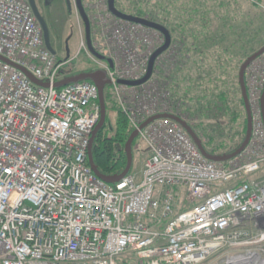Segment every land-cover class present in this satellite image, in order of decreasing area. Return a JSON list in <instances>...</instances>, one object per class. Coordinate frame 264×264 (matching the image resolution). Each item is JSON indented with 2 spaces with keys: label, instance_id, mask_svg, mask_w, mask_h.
Returning a JSON list of instances; mask_svg holds the SVG:
<instances>
[{
  "label": "built area",
  "instance_id": "2783aa9c",
  "mask_svg": "<svg viewBox=\"0 0 264 264\" xmlns=\"http://www.w3.org/2000/svg\"><path fill=\"white\" fill-rule=\"evenodd\" d=\"M91 7L94 47L113 68L91 59L137 131L142 168L114 184L94 175L97 88H53L66 63L45 48L29 0H0V57L10 62L0 61V264H203L220 252L224 264H264V55L245 74L249 143L233 160L213 163L173 121L140 129L174 105L154 78L118 84L144 76L161 36L115 19L107 0ZM18 68L49 87H35Z\"/></svg>",
  "mask_w": 264,
  "mask_h": 264
},
{
  "label": "trees",
  "instance_id": "16d2710c",
  "mask_svg": "<svg viewBox=\"0 0 264 264\" xmlns=\"http://www.w3.org/2000/svg\"><path fill=\"white\" fill-rule=\"evenodd\" d=\"M126 1L115 0L116 9L123 14L159 24L170 33L171 44L158 57L154 74H160L162 79L157 82L171 94L173 114L191 127L208 155L221 157L235 152L246 134V116L238 84L239 69L249 56L264 46V37L258 29L254 33L255 39H249V35L240 31L231 41L221 30L227 27L224 23L227 20L224 17L226 7L221 2L213 5L210 14L208 12L211 25L206 26L205 33H191V30H187V21L181 20L175 24L172 19L160 18L159 14L166 11L159 7L154 8L155 14L153 9L144 12V5L153 0H129L135 13L127 12ZM117 4H121V8ZM201 21L207 25L206 12L200 16ZM94 72L84 69L77 75ZM194 88L198 90L195 97L192 94ZM104 103L105 123L94 138L91 154L98 172L103 176H113L125 168L124 147L132 131L115 104L110 89L106 94L104 88ZM110 109L115 112V119L108 117L107 111ZM135 145L136 141H133L132 160Z\"/></svg>",
  "mask_w": 264,
  "mask_h": 264
},
{
  "label": "rangeland",
  "instance_id": "374dc122",
  "mask_svg": "<svg viewBox=\"0 0 264 264\" xmlns=\"http://www.w3.org/2000/svg\"><path fill=\"white\" fill-rule=\"evenodd\" d=\"M51 1L53 4L52 18L50 21L53 29L51 43L54 46L57 61H65L66 63L61 68L60 73L67 75L79 73L84 69L98 71L94 68L93 64L91 65L85 51L78 52L80 38L84 35V27L76 9L74 8L72 0H70L71 9L69 11L63 0ZM93 1L94 0H84V4L87 5L86 7L88 8L91 5L92 7L90 9H92ZM219 2H221V4L223 3L226 7L224 8V17L227 18V20L224 21L227 27H223L221 30L227 34L231 41L235 40L236 34H239L240 31L249 35V39H255L254 33H256L255 31L258 29V32L264 37V20L260 21V19L264 18V0H153L152 2H149V4L144 5L145 8L143 11L145 12L147 9H151L152 11L153 9L152 12L155 14L156 11H154V8L159 7L162 11H166L159 14L160 18L167 17L172 19L175 24L181 22V20L182 22L187 21L186 27L189 32L191 30V33H205V30H207L206 26L210 27L211 25L207 14L209 11H212L211 9L213 5L218 4ZM119 5L121 4H117V6L121 8ZM125 6L128 13L136 12L133 10V4L129 0L125 2ZM227 6L229 7L227 8ZM203 12L204 14L206 12V18L208 20L207 25L204 21L200 22V16H203ZM89 15L90 19L94 16L91 15V12ZM92 22V33L96 36L95 33L97 32L98 25L95 23L94 19ZM229 27H232L231 30H229ZM254 42L256 44L257 41L254 40ZM212 49L213 47L210 48V50ZM156 77L157 79L154 77V80L160 82L162 79L160 74L156 75ZM108 92L109 86L106 85L105 93L107 94ZM192 94L195 97V95L198 94V90L196 88L192 89ZM107 115L111 119H115L116 117V114L112 109L107 111ZM226 120H228V118H226ZM224 141L227 142L228 139H224ZM144 158L145 150L142 148L137 150L135 145L130 174L139 173ZM176 192L177 190H175V195ZM225 257H227V252H220L208 259L204 264H224Z\"/></svg>",
  "mask_w": 264,
  "mask_h": 264
},
{
  "label": "water",
  "instance_id": "95a60500",
  "mask_svg": "<svg viewBox=\"0 0 264 264\" xmlns=\"http://www.w3.org/2000/svg\"><path fill=\"white\" fill-rule=\"evenodd\" d=\"M64 1H65L66 6H67V9L70 10L71 9L70 0H64ZM29 3H30L34 17L36 18L38 24L40 25V27L42 29L44 45H45L46 49L51 54L54 55L55 52L52 50V48L50 46L49 32H48V28L46 26V23L44 22L43 18L38 13L34 0H29ZM75 4H76L78 14H79V16L83 22V25H84L85 41H86V46H87L88 52L98 60H101V61L106 60L102 55L97 53L92 46L90 23H89V19H88L87 15L85 13V10L83 8L82 0H75ZM107 7H108V11L110 12V14L113 15L115 18L122 20V21H125V22L141 25V26L146 27L148 29L157 31L158 33H160L163 36L164 43L161 47L156 49L152 53V55L150 56V58L148 60L147 70H146L145 75L140 80H137V81H119L118 82L120 85H124V86H128V87H137V86L143 85L150 79L152 72H153V69H154V64H155L156 59L160 55H162L164 52H166L167 49L169 48V46L171 44L170 33L165 27H163L159 24L150 22V21L143 19V18L134 17L131 15L121 13L115 7V0H107ZM262 54H264V46H262L257 52H255L254 54L249 56L242 63V65L239 69L238 84H239V88L241 91V98L243 101L244 110H245V114H246V134H245V138H244V141L241 144V146L232 154L226 155V156H221V157H214V156L208 155L206 153V151L204 150V148L202 147L199 138L194 133V131L191 129V127L185 121H183L182 119H180L179 117L174 116V115L160 114V115L153 116V117L149 118L146 122H144L140 126V129L145 128L148 124L152 123L153 121L160 120V119H168V120L174 121L175 123H177L179 126L182 127V129L191 138V140L193 141V143L197 147L200 154L206 160L214 162V163H223V162H227V161L237 157L248 145L249 140H250V134H251V115H250L248 97H247L245 83H244V72H245L246 68L249 66V64L251 62H253L255 59H257L258 57H260ZM0 61L10 64V62H8L7 60H5L1 57H0ZM107 63L110 65L111 68L113 67L109 60H107ZM18 69L23 71V73L27 76V78L30 80V82L34 86L40 87V88H48L49 87L48 84H44V83H41V82L34 80L23 69H21V68H18ZM81 81H91L96 86V88L98 90V102H99V106H100V118H99V121H98L97 125L95 126V128L91 134L90 143H89V147H88V164H89L92 172L94 173V175L98 179H100L101 181H103L107 184H114L117 181L124 178L129 173V171L131 169V165H132V147L131 146H132L133 141L137 137V131L132 132L131 135L129 136L127 142L125 143L124 151L126 154V165H125L124 170L120 174H116L113 176L101 175L98 172V170H97V168L93 162L91 149H92V144H93L94 138H95L97 132L100 130V128H102V126L104 125L105 119H106V109H105L104 93H103L104 92V86H105L104 74L101 72L80 74V75L73 76L70 78H66L64 80L57 82L56 84L53 85V88L59 89V88H62L68 84L77 83V82H81ZM260 107H261V113H262V120H263V124H264V91H263L261 99H260Z\"/></svg>",
  "mask_w": 264,
  "mask_h": 264
},
{
  "label": "flooded vegetation",
  "instance_id": "af4514ba",
  "mask_svg": "<svg viewBox=\"0 0 264 264\" xmlns=\"http://www.w3.org/2000/svg\"><path fill=\"white\" fill-rule=\"evenodd\" d=\"M64 1V0H63ZM35 6L37 8L38 13L43 18L49 32V42L52 50L55 52L54 46L51 43V38L53 34V29L51 27V18H52V1L51 0H34ZM144 19V18H143ZM147 20V19H146ZM151 22V21H150Z\"/></svg>",
  "mask_w": 264,
  "mask_h": 264
},
{
  "label": "crops",
  "instance_id": "0c3cea01",
  "mask_svg": "<svg viewBox=\"0 0 264 264\" xmlns=\"http://www.w3.org/2000/svg\"><path fill=\"white\" fill-rule=\"evenodd\" d=\"M140 172V171H139Z\"/></svg>",
  "mask_w": 264,
  "mask_h": 264
}]
</instances>
